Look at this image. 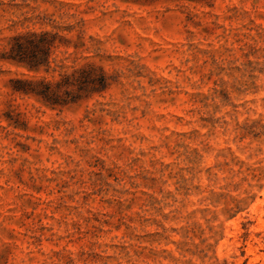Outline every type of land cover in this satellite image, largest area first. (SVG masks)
I'll use <instances>...</instances> for the list:
<instances>
[{
  "label": "rangeland",
  "instance_id": "obj_1",
  "mask_svg": "<svg viewBox=\"0 0 264 264\" xmlns=\"http://www.w3.org/2000/svg\"><path fill=\"white\" fill-rule=\"evenodd\" d=\"M0 264H264V0H0Z\"/></svg>",
  "mask_w": 264,
  "mask_h": 264
},
{
  "label": "trees",
  "instance_id": "obj_2",
  "mask_svg": "<svg viewBox=\"0 0 264 264\" xmlns=\"http://www.w3.org/2000/svg\"><path fill=\"white\" fill-rule=\"evenodd\" d=\"M58 35L56 33L25 32L13 36L9 50L2 59L18 64H24L31 70L41 67L48 68L50 65L51 51L57 46ZM71 75H65L60 82L52 83L46 79L18 78L12 81V89L24 94H35L51 105L61 104L57 100V94L53 89H67L76 85L83 89L88 85L100 84L106 86L107 77L101 68L90 66Z\"/></svg>",
  "mask_w": 264,
  "mask_h": 264
}]
</instances>
